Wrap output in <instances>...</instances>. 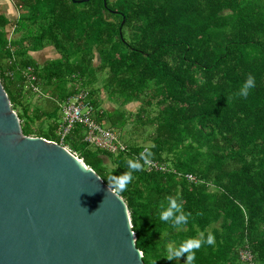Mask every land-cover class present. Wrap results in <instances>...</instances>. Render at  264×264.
Masks as SVG:
<instances>
[{
	"label": "trees",
	"instance_id": "obj_1",
	"mask_svg": "<svg viewBox=\"0 0 264 264\" xmlns=\"http://www.w3.org/2000/svg\"><path fill=\"white\" fill-rule=\"evenodd\" d=\"M11 1L19 15L0 14V82L23 135L67 148L124 200L143 263L184 264L168 257L192 238L202 241L194 264H264V0ZM49 46L59 58L39 65L29 54ZM28 67L40 90L62 85L52 100L42 94L56 108L84 90L101 125L122 132L133 114L139 141L109 153L80 126L60 140L58 119L24 100ZM248 74L256 86L239 97ZM101 96L122 113L100 110ZM144 149L164 171L140 160L126 190L113 187ZM170 196L187 223L159 219Z\"/></svg>",
	"mask_w": 264,
	"mask_h": 264
},
{
	"label": "water",
	"instance_id": "obj_2",
	"mask_svg": "<svg viewBox=\"0 0 264 264\" xmlns=\"http://www.w3.org/2000/svg\"><path fill=\"white\" fill-rule=\"evenodd\" d=\"M109 189L67 148L24 136L0 82V264H144Z\"/></svg>",
	"mask_w": 264,
	"mask_h": 264
},
{
	"label": "built area",
	"instance_id": "obj_3",
	"mask_svg": "<svg viewBox=\"0 0 264 264\" xmlns=\"http://www.w3.org/2000/svg\"><path fill=\"white\" fill-rule=\"evenodd\" d=\"M21 74L26 82L25 88L38 96H42L41 90L34 84L35 77L32 75V69L28 67ZM58 107L60 120L56 128V135L60 137V140L70 134L74 128L80 126L84 128L83 140L91 147L109 153L125 150L126 145L120 141L119 137L111 129H105L95 120L96 110L88 99L87 91H78L61 101ZM144 165L147 171H164L163 167H159L151 161L144 162ZM188 178L193 179L190 176Z\"/></svg>",
	"mask_w": 264,
	"mask_h": 264
},
{
	"label": "clouds",
	"instance_id": "obj_4",
	"mask_svg": "<svg viewBox=\"0 0 264 264\" xmlns=\"http://www.w3.org/2000/svg\"><path fill=\"white\" fill-rule=\"evenodd\" d=\"M19 15V12L17 11ZM256 86L255 76L248 74L246 79L240 85L236 95L239 97L246 98L250 90L254 89ZM147 153V155H145ZM151 156L149 149H145L139 154V159L129 160L128 167L129 170L122 173L118 178H115L116 182L113 184V187H117L120 191L126 190L128 184L134 179L133 171H139L142 169L143 165L140 163V160H143L145 163L148 162V157ZM110 191V189H109ZM191 213H188L184 210L183 202L178 201L176 197H168L167 207L162 206V210L159 213V219L161 221L170 222L172 225L177 226L184 223H187ZM207 244L211 245L215 242V237L212 234H209ZM202 241L196 239H188L181 243V245L175 250L174 255L169 256V260L179 259L181 256L185 257L184 264H194L196 260V252L194 249H198L201 246Z\"/></svg>",
	"mask_w": 264,
	"mask_h": 264
},
{
	"label": "rangeland",
	"instance_id": "obj_5",
	"mask_svg": "<svg viewBox=\"0 0 264 264\" xmlns=\"http://www.w3.org/2000/svg\"><path fill=\"white\" fill-rule=\"evenodd\" d=\"M5 12V8H2L0 6V14ZM11 12L13 14L14 12V9H11ZM14 19H16V15H14L13 17ZM39 57H44L45 60L46 59H50V58H59V55L54 51L53 48H48L42 52H39L37 53ZM42 62V61H40ZM54 85V86H53ZM49 87V89H45L43 88L42 86L40 88L41 91H42V94H44V96H46L47 94H53V92L55 91V87L58 86V87H61L62 85L60 83H55ZM32 93V92H31ZM31 93H24V100H28V102L32 105H40L41 108H45L48 112H51V114L54 115V118H57L59 119L60 118V109L59 107L56 108L53 106L52 103H48L50 102L49 100L46 101V99H44V96H38L36 94H34V96L31 94ZM99 105H100V110L101 109H106L107 111H112L114 109V111H118V112H121L122 113V106H120V104L118 102H114L112 101V99L108 100L106 97H102L101 96V100L99 101ZM139 106V103H131V104H128L126 105L125 107L127 108V111H131V112H136L137 108ZM18 109V108H17ZM96 110V109H95ZM99 110H97L98 112ZM131 117H134L133 114H126V119H127V124L126 126L124 127V130L122 132L118 131V130H114V129H111L110 126H109V122H105L102 124V126L105 128V129H111L120 139V141H122L124 144H128L126 143L127 140L128 141H131V140H137L139 141V136L141 134V132H137L135 134V131H132L133 130V126L131 124V120L129 118ZM45 127V125H44ZM137 129V128H136ZM135 129V130H136ZM148 130V129H146ZM148 132H152V127L148 130ZM132 135V136H131ZM105 163L110 167V161L109 160H106ZM111 168V167H110ZM248 258V256L246 254L243 255V259L246 260Z\"/></svg>",
	"mask_w": 264,
	"mask_h": 264
},
{
	"label": "crops",
	"instance_id": "obj_6",
	"mask_svg": "<svg viewBox=\"0 0 264 264\" xmlns=\"http://www.w3.org/2000/svg\"><path fill=\"white\" fill-rule=\"evenodd\" d=\"M0 6H1L2 8H5V12L1 13V15L7 17L8 20H10V21L15 20V19L13 18L14 15H16V19L18 18L17 11H19V9H18L17 7H15V5L13 4V2H12L11 0H0ZM11 9H14L13 14H12V12H11ZM48 48H53V47L49 46V47H46V48H44V49H42V50H40V51H37V52H31V53H29V54L31 55V57H32V58H33V59H34L39 65H42L43 63L49 62V61L54 60V59L57 58V57H55V58H50V59H46V60H45L44 57H39V56H37V55H38L37 53L42 52V51H44V50H46V49H48ZM53 49H54V48H53ZM54 51H55V50H54ZM55 52H56V51H55ZM40 61H42V62H40ZM49 96H51V95H50V94H47L45 97L49 99ZM52 98H53V97L51 96L50 100H52ZM56 101H57V100H56ZM57 103H58V102H57ZM59 120H60V118L58 119L57 123L59 122Z\"/></svg>",
	"mask_w": 264,
	"mask_h": 264
}]
</instances>
